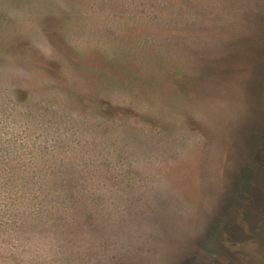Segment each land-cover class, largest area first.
I'll list each match as a JSON object with an SVG mask.
<instances>
[{
  "label": "rangeland",
  "instance_id": "rangeland-1",
  "mask_svg": "<svg viewBox=\"0 0 264 264\" xmlns=\"http://www.w3.org/2000/svg\"><path fill=\"white\" fill-rule=\"evenodd\" d=\"M263 177L264 0H0V264H210Z\"/></svg>",
  "mask_w": 264,
  "mask_h": 264
},
{
  "label": "flooded vegetation",
  "instance_id": "flooded-vegetation-1",
  "mask_svg": "<svg viewBox=\"0 0 264 264\" xmlns=\"http://www.w3.org/2000/svg\"><path fill=\"white\" fill-rule=\"evenodd\" d=\"M259 192H248L241 200L240 209L248 213L237 212L230 234L221 231V247L225 251L211 253L207 258L211 260L210 264H219V258L225 261L224 264H264V177L263 188ZM251 222L259 224L261 233L254 230Z\"/></svg>",
  "mask_w": 264,
  "mask_h": 264
}]
</instances>
